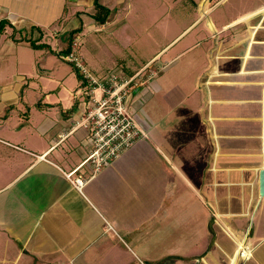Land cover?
Instances as JSON below:
<instances>
[{
	"label": "crops",
	"instance_id": "1",
	"mask_svg": "<svg viewBox=\"0 0 264 264\" xmlns=\"http://www.w3.org/2000/svg\"><path fill=\"white\" fill-rule=\"evenodd\" d=\"M220 1L198 4L192 78L176 53L123 69L145 68L129 109L148 137L95 172L62 55L79 0H0V264H264V0Z\"/></svg>",
	"mask_w": 264,
	"mask_h": 264
},
{
	"label": "rangeland",
	"instance_id": "2",
	"mask_svg": "<svg viewBox=\"0 0 264 264\" xmlns=\"http://www.w3.org/2000/svg\"><path fill=\"white\" fill-rule=\"evenodd\" d=\"M99 1L112 9L105 24L98 23L90 16L96 11L91 6V0H79V3L70 5L71 11L81 9L72 18L79 20V25L80 19L84 20V30L78 35V51L89 68L102 73L117 68L124 69L126 66L138 67L149 61L150 64L156 60L166 61L170 54L176 53L179 55L175 66L179 71L174 72V77L178 78L179 73L183 72L185 79L192 78V71L188 69L191 59L194 60L196 54L206 51L208 47L203 37L207 33V16L203 15L202 6L198 5L200 0ZM217 1L212 0L213 7L208 15H213L216 8L222 6V1ZM190 40L196 45L185 51ZM55 59L57 63H61L58 58ZM63 64L60 73L66 76L70 70L68 64ZM71 82L75 84L76 80L72 79ZM57 112V108L41 111ZM179 112L178 106L172 110V113ZM165 248L166 245L161 246V251Z\"/></svg>",
	"mask_w": 264,
	"mask_h": 264
},
{
	"label": "built area",
	"instance_id": "3",
	"mask_svg": "<svg viewBox=\"0 0 264 264\" xmlns=\"http://www.w3.org/2000/svg\"><path fill=\"white\" fill-rule=\"evenodd\" d=\"M78 38L74 40L71 52L64 56L81 75L77 96L83 105L82 115L72 130L82 127L88 131L91 150L86 161L93 164L95 172H99L138 139L148 137L129 109L133 91L145 84V68L130 76L121 68L95 72L81 58ZM77 171L78 168L65 174L77 189L82 190L87 179L76 175ZM240 254L247 256L245 250Z\"/></svg>",
	"mask_w": 264,
	"mask_h": 264
},
{
	"label": "trees",
	"instance_id": "4",
	"mask_svg": "<svg viewBox=\"0 0 264 264\" xmlns=\"http://www.w3.org/2000/svg\"><path fill=\"white\" fill-rule=\"evenodd\" d=\"M94 7H95V12L91 14L90 16L97 21L98 23L105 24L107 20L109 19V16L112 12V9L108 7L105 4H102L99 0H94ZM80 15V13H79ZM80 25L67 33H65V39H66V44L64 46V49L62 50V55H67L71 52L72 50V44L74 40L78 37V35L83 32L84 30V23L82 19H80ZM7 26H11V22L8 19H0V32L5 31ZM32 47L35 48H48L51 52H54L49 44L46 43H37V40L34 39H28ZM65 58V57H64ZM69 62V61H68ZM70 63V62H69ZM73 68L76 70L77 75L79 76V80L81 81V75L79 71L76 69V67L70 63Z\"/></svg>",
	"mask_w": 264,
	"mask_h": 264
},
{
	"label": "water",
	"instance_id": "5",
	"mask_svg": "<svg viewBox=\"0 0 264 264\" xmlns=\"http://www.w3.org/2000/svg\"><path fill=\"white\" fill-rule=\"evenodd\" d=\"M260 185H261V195L264 196V169L261 171L260 177Z\"/></svg>",
	"mask_w": 264,
	"mask_h": 264
}]
</instances>
